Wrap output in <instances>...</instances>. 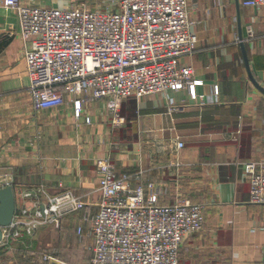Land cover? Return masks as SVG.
I'll return each instance as SVG.
<instances>
[{"label":"crops","instance_id":"crops-1","mask_svg":"<svg viewBox=\"0 0 264 264\" xmlns=\"http://www.w3.org/2000/svg\"><path fill=\"white\" fill-rule=\"evenodd\" d=\"M2 1L0 189L12 187L16 209L32 207L21 194L40 188L49 196L69 191L85 205L37 232H54L63 246L78 228L87 233L83 216L95 215L99 201L97 162L108 160L132 186L152 183L164 190L160 205L203 207L202 230L182 244L180 264H264V205L249 202L243 171L244 163L264 161V94L249 78L264 89V8L245 6L246 0H188L197 44L178 63L193 69L196 99L186 91L127 98L116 122L105 100L83 94H64L55 109L33 108L18 17ZM21 1L53 8L77 2Z\"/></svg>","mask_w":264,"mask_h":264},{"label":"built area","instance_id":"built-area-1","mask_svg":"<svg viewBox=\"0 0 264 264\" xmlns=\"http://www.w3.org/2000/svg\"><path fill=\"white\" fill-rule=\"evenodd\" d=\"M243 4L264 8V0ZM1 6L17 14L26 46L28 92L36 111L62 106L64 94H83L88 100H105L120 122V107L127 98L186 91L196 99L199 82L193 79V69L178 63L192 55L197 44L188 0H118L109 11L32 6L21 0H4ZM246 34L247 39L253 37L250 27ZM74 109L78 116L80 101ZM183 146L177 143L178 149ZM243 171L249 202L264 205V161L244 163ZM97 175V213L83 216L92 240L91 264H180L182 244L202 230L203 207L186 202L160 205L164 190L152 183L132 186L129 176L117 174L108 160L97 162ZM21 197L33 206L16 209L10 225L0 228V251L85 206L69 191L49 196L40 188ZM76 233L83 234L80 228ZM43 261L64 264L51 255Z\"/></svg>","mask_w":264,"mask_h":264},{"label":"rangeland","instance_id":"rangeland-1","mask_svg":"<svg viewBox=\"0 0 264 264\" xmlns=\"http://www.w3.org/2000/svg\"><path fill=\"white\" fill-rule=\"evenodd\" d=\"M72 7L88 11H109L116 8L118 0H76ZM42 231V230H41ZM64 246L56 241L50 231L37 232L27 241L13 242L0 251V264H46L44 256H52L64 264H91L92 240L86 234L73 232L66 237Z\"/></svg>","mask_w":264,"mask_h":264},{"label":"water","instance_id":"water-1","mask_svg":"<svg viewBox=\"0 0 264 264\" xmlns=\"http://www.w3.org/2000/svg\"><path fill=\"white\" fill-rule=\"evenodd\" d=\"M242 35H239L240 46L244 58V63L246 68H248V60L246 57L244 42L242 39ZM249 78L254 86L264 94V89L259 87L253 80L251 74L249 73ZM16 204H15V196L11 186H6L0 189V228L7 227L10 225L12 218L15 214ZM0 238H1V230H0Z\"/></svg>","mask_w":264,"mask_h":264},{"label":"trees","instance_id":"trees-1","mask_svg":"<svg viewBox=\"0 0 264 264\" xmlns=\"http://www.w3.org/2000/svg\"><path fill=\"white\" fill-rule=\"evenodd\" d=\"M26 239H29V238H25V237H24V238H22L21 240H26ZM2 250H4V249H2ZM2 250H1V251H2Z\"/></svg>","mask_w":264,"mask_h":264}]
</instances>
